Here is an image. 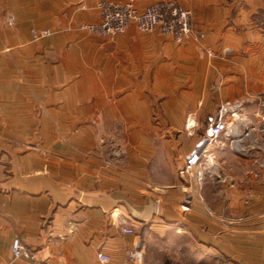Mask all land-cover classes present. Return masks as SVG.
<instances>
[{
	"label": "crops",
	"instance_id": "obj_1",
	"mask_svg": "<svg viewBox=\"0 0 264 264\" xmlns=\"http://www.w3.org/2000/svg\"><path fill=\"white\" fill-rule=\"evenodd\" d=\"M98 1L0 0V264H33L14 256L17 237L46 264H104L100 251L133 264L122 220L186 234L199 262L264 264V168L214 149L234 181L226 202L197 198L178 172L224 102L264 116V0H178L193 13L182 44L82 30ZM121 195L150 196L158 215L137 221ZM223 208L244 222H215Z\"/></svg>",
	"mask_w": 264,
	"mask_h": 264
},
{
	"label": "built area",
	"instance_id": "obj_2",
	"mask_svg": "<svg viewBox=\"0 0 264 264\" xmlns=\"http://www.w3.org/2000/svg\"><path fill=\"white\" fill-rule=\"evenodd\" d=\"M97 8L101 20L82 24V30L111 38L135 27L145 34L160 31L171 36L178 44L187 42L194 35L193 13L178 0H156L143 10L136 7L135 0H99ZM14 20V17H10L9 24H14ZM49 34L48 30H42L34 32L33 37L39 39ZM263 133L264 116L260 120H253L246 114L242 102L226 101L208 123L204 135L186 154L178 172L181 177L188 178L190 188L192 182L202 186L206 174L222 179L214 149L224 150L227 146L242 157L254 159L264 168V146L260 143ZM182 209L189 211V204H183ZM122 224L123 231L134 237L132 263L142 264L144 243L126 220H122ZM12 252L16 258H26L33 264H46L40 260L38 252L25 245L19 237L12 242ZM98 257L104 264L111 262V257L103 251L99 252Z\"/></svg>",
	"mask_w": 264,
	"mask_h": 264
},
{
	"label": "rangeland",
	"instance_id": "obj_3",
	"mask_svg": "<svg viewBox=\"0 0 264 264\" xmlns=\"http://www.w3.org/2000/svg\"><path fill=\"white\" fill-rule=\"evenodd\" d=\"M260 143L264 146V133L260 137ZM219 168L222 179L213 178L209 174H206L202 186H196L195 182H192V194L201 199L206 190L208 192L210 191L214 197L213 200H224L226 202L229 199L228 189L232 188L234 181L230 179V176H228L221 166ZM156 215H158L157 208ZM244 218L245 216L242 215L229 217L224 208L222 211L215 212L212 215V219L219 224L242 223L244 222ZM129 224H132V222H129ZM135 230L145 246V255L142 264H146V262L148 264H215L213 261L206 263L203 256L200 257L201 262L196 261L198 255L202 254V252L195 251L193 240L184 233L179 234L174 231H168L161 234L153 231L143 232L140 229Z\"/></svg>",
	"mask_w": 264,
	"mask_h": 264
},
{
	"label": "water",
	"instance_id": "obj_4",
	"mask_svg": "<svg viewBox=\"0 0 264 264\" xmlns=\"http://www.w3.org/2000/svg\"><path fill=\"white\" fill-rule=\"evenodd\" d=\"M121 199L128 205L132 216L139 222L149 224L156 213V205L149 196L144 206H137L131 202L126 196L121 195Z\"/></svg>",
	"mask_w": 264,
	"mask_h": 264
},
{
	"label": "bare ground",
	"instance_id": "obj_5",
	"mask_svg": "<svg viewBox=\"0 0 264 264\" xmlns=\"http://www.w3.org/2000/svg\"><path fill=\"white\" fill-rule=\"evenodd\" d=\"M220 175H222L221 172H220Z\"/></svg>",
	"mask_w": 264,
	"mask_h": 264
}]
</instances>
